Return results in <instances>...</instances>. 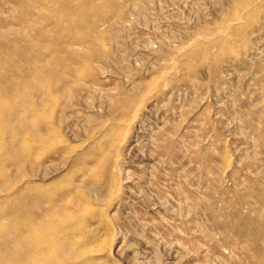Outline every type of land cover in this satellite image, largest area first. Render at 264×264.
<instances>
[{"label": "rangeland", "instance_id": "374dc122", "mask_svg": "<svg viewBox=\"0 0 264 264\" xmlns=\"http://www.w3.org/2000/svg\"><path fill=\"white\" fill-rule=\"evenodd\" d=\"M0 264H264V0H0Z\"/></svg>", "mask_w": 264, "mask_h": 264}]
</instances>
